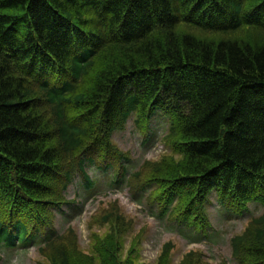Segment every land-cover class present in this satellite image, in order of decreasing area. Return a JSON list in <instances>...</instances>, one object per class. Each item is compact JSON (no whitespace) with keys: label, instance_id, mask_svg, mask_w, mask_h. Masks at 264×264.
I'll list each match as a JSON object with an SVG mask.
<instances>
[{"label":"trees","instance_id":"16d2710c","mask_svg":"<svg viewBox=\"0 0 264 264\" xmlns=\"http://www.w3.org/2000/svg\"><path fill=\"white\" fill-rule=\"evenodd\" d=\"M160 115L166 153L127 174L113 141ZM87 164L124 182L179 228L205 235L208 196L235 215L264 209V0H0V251L54 231ZM37 248L47 264H133L144 231L117 201ZM105 229L104 233L94 229ZM236 264H264V211L231 239ZM172 242L155 264H172ZM0 255V264H2ZM178 264H207L190 251Z\"/></svg>","mask_w":264,"mask_h":264},{"label":"rangeland","instance_id":"374dc122","mask_svg":"<svg viewBox=\"0 0 264 264\" xmlns=\"http://www.w3.org/2000/svg\"><path fill=\"white\" fill-rule=\"evenodd\" d=\"M167 122L160 115L155 116L151 123L149 137L144 138L139 134L134 125L132 116L123 131L115 132L112 139L123 151L130 154L127 164V174L137 170L145 160H157L166 153L160 142L167 132ZM87 174L91 186L86 188L83 181L77 177L66 191V199L72 205L65 206L61 211H55L54 231H47L40 235L36 243L14 250H1L2 264H47L41 257L37 248L45 239H52L63 234L72 227L79 236L80 249L91 253L90 229L88 224L91 217L107 207L109 202L117 201L124 212L133 219L134 231L124 237L121 252L122 261L127 257L132 236L140 230L144 231L142 242L136 254L131 257L133 264H155L164 243L172 242V264H178L184 254L190 251H198L204 254L207 264H236L232 256L231 239L243 232L248 222L261 215L263 207L256 203H250L248 209L242 215H235L231 211L222 208L216 194L210 193L206 205L207 216L211 227L205 235H198L192 229L179 228L170 223L166 216H160L155 207H150L146 202V194L132 197L125 185L119 182L113 183L112 174L97 170L91 164H87ZM104 233L105 229H94ZM45 241V242H46Z\"/></svg>","mask_w":264,"mask_h":264}]
</instances>
